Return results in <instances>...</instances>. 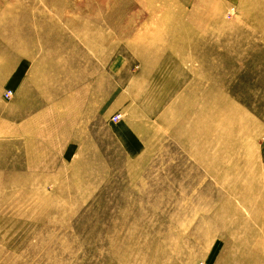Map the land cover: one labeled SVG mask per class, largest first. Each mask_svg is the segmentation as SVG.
I'll return each mask as SVG.
<instances>
[{
	"label": "rangeland",
	"instance_id": "obj_1",
	"mask_svg": "<svg viewBox=\"0 0 264 264\" xmlns=\"http://www.w3.org/2000/svg\"><path fill=\"white\" fill-rule=\"evenodd\" d=\"M0 264H264V0H0Z\"/></svg>",
	"mask_w": 264,
	"mask_h": 264
},
{
	"label": "crops",
	"instance_id": "obj_2",
	"mask_svg": "<svg viewBox=\"0 0 264 264\" xmlns=\"http://www.w3.org/2000/svg\"><path fill=\"white\" fill-rule=\"evenodd\" d=\"M21 52V51H20ZM19 53H17V51L15 50V55H16V62H15V64H14V66H12V68L15 70V71H17V72H21V70H22V72L24 73V71L25 70H28V68L26 69V68H24V65H23V55H22V53H20V59H18L17 57L19 56L18 55ZM27 60H28V58H27ZM25 69V70H24ZM28 75V74H27ZM27 75H26V77L23 79V83L25 82V80L27 79Z\"/></svg>",
	"mask_w": 264,
	"mask_h": 264
},
{
	"label": "built area",
	"instance_id": "obj_3",
	"mask_svg": "<svg viewBox=\"0 0 264 264\" xmlns=\"http://www.w3.org/2000/svg\"><path fill=\"white\" fill-rule=\"evenodd\" d=\"M12 94H13V90L7 89V91L5 93L6 97H10ZM120 116H121L120 114H115L114 119L117 120V119H119Z\"/></svg>",
	"mask_w": 264,
	"mask_h": 264
},
{
	"label": "bare ground",
	"instance_id": "obj_4",
	"mask_svg": "<svg viewBox=\"0 0 264 264\" xmlns=\"http://www.w3.org/2000/svg\"><path fill=\"white\" fill-rule=\"evenodd\" d=\"M203 113H205V112H203ZM210 115H212V114H210ZM216 116H217V114H216ZM207 118H209V117H207ZM207 118H206V121H207ZM211 119V118H210ZM232 132V131H231ZM241 135H242V133H241ZM230 136V135H229ZM230 148H231V146H230ZM227 154V153H226ZM225 157V156H224Z\"/></svg>",
	"mask_w": 264,
	"mask_h": 264
}]
</instances>
